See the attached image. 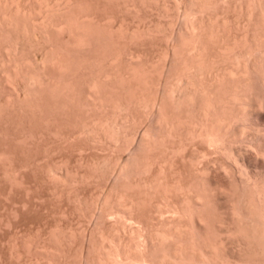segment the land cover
Returning a JSON list of instances; mask_svg holds the SVG:
<instances>
[{
	"label": "rangeland",
	"instance_id": "rangeland-1",
	"mask_svg": "<svg viewBox=\"0 0 264 264\" xmlns=\"http://www.w3.org/2000/svg\"><path fill=\"white\" fill-rule=\"evenodd\" d=\"M254 1L0 0V264H185L196 253V263L205 264V238H167L169 244H162L154 235L168 209L159 196L167 186H157V193L153 179L161 166L165 178L155 179L158 185L175 176L165 166L171 161L187 186V155L195 148L191 142L183 158L169 157L160 125L168 111L165 78L187 10L191 24L208 16L212 29L230 35V41L209 38L222 46L251 31L248 20L262 7L256 0L261 7L255 10ZM210 43L205 41L207 54L220 49ZM217 50L210 56L217 57ZM261 78L253 79L260 90ZM148 134L160 143L157 148H146L145 139L142 145L141 135ZM216 207L225 209V200ZM213 239L225 241L232 260L263 262L264 244L257 239ZM181 243L196 253L186 246L190 254L184 256Z\"/></svg>",
	"mask_w": 264,
	"mask_h": 264
},
{
	"label": "bare ground",
	"instance_id": "bare-ground-1",
	"mask_svg": "<svg viewBox=\"0 0 264 264\" xmlns=\"http://www.w3.org/2000/svg\"><path fill=\"white\" fill-rule=\"evenodd\" d=\"M257 2L262 7L259 5L258 7L256 5ZM257 2L255 0L254 3L252 4L254 5L256 3L254 5L256 6L254 7L255 10H258L256 8L261 7V10L258 11L257 14L259 17V18L257 17L258 22L257 20H256L257 24L253 22L254 17L257 15L252 16L251 18L253 19L251 20L250 18L251 21L248 20V22L250 24L253 23L255 26L256 25L258 26L256 27L254 26L253 28V24H252L251 31L250 30H247L248 32L245 31L243 35L241 34L242 37L238 40H236L238 38L237 35H236L237 38L232 36L233 41L230 43L228 42L232 40V38L229 37L230 35L227 36L228 34L227 32H226L227 34L226 33L222 34L219 33L221 31L218 32L219 29L217 28L216 30L212 29L213 25L208 23V21H212V20L210 19V17L209 19H207L208 16L205 19L200 18V17L204 18L203 16H197V18L196 16H194L196 18L195 19L196 21H194V23L191 24L189 22V19H191L193 22L194 18H190V16H188L189 13L187 10L186 16L183 15V17L184 16L186 18L189 17V19L188 21L186 19L187 22L185 21L184 23L185 24L187 23L188 25L189 22L190 24L188 25V27H185L187 25L184 24L182 25L180 23L182 26H184L183 29H180L181 32H179L178 35V36L181 35L179 39L181 42L177 41L179 42L181 47L180 45H178V43H176L180 47V49H178V46L175 44L174 49L176 51L173 50L175 51V53H172V55L175 54L176 57L174 56V58L176 60H173V62L170 63L167 79L165 78L166 84L164 85L166 87H164L165 94L163 95V97L165 96L166 99L165 104L168 105L167 106L168 111L166 114H163L164 116L167 115L166 117L162 118L160 116L162 118V119L160 118L162 120L160 125H162V128L165 131V132L163 131V133H165L164 137H167L168 139V141H166L167 143L165 142L166 143L165 145H168L166 146V149L167 147H170L168 148V150L170 149L169 151L170 153L168 152V154H171L169 155V157L171 156L172 158V154L173 155L177 154L182 156L183 158L184 156L181 154V151L186 150L184 148H187L188 145L189 146L193 145L192 144L193 142L195 144V148L191 146V148L192 147L193 148L190 149L191 151H189V154L187 155V159L189 158V163H190V168L188 169V171L190 170L189 173L190 176L188 175L190 177L189 178L190 181L188 180L189 183L187 186H184V184H182L184 182V178L181 177L182 178L181 180L179 177L181 173H182L181 176H183L184 173L181 170L177 171L175 169L176 172L179 173L173 174L175 172L174 167L171 164H169L171 163V161L169 160L170 158L167 159V157L166 159L170 162H167L168 164H166L165 162L166 169L169 168L170 171H172L169 172L170 174L168 175L170 177L172 175L175 176H172L170 179L167 180L164 179L166 181L163 182L159 181L161 183L158 185L157 180H159V178L161 180L163 177L162 175H160V171L163 168V166L160 165L161 166L159 171L160 177L157 178L158 176L156 177V174L158 173H156L154 175V178L156 177L155 179L157 180L153 179V184L150 182H149L150 184L148 183L149 185L152 184V186L150 187H155L154 191L157 193L159 190L156 189H159L158 187L162 185V183L164 184V186H167L166 192L164 190L163 191L160 190L163 193L159 191L160 192L159 196H161L160 199L161 201H163L166 210L168 209L167 210L168 212L166 211L168 215L167 217H163L161 216L162 213L159 214L163 218L159 219L160 221H158L159 223L157 224L160 227L157 230V232L154 233V235L156 238L159 239V240L157 239L158 242L159 241L163 242L167 240V238L171 240L172 238H177L178 241H181L180 238H184V239L205 238L206 241L204 242L205 243L204 245H206L205 248L206 251L208 250L207 252L208 254L207 253L206 254L209 255L210 253V257L208 258V256L204 255L205 251L201 250L202 253L204 252L202 254V257L204 258L206 257L205 258L206 261H203L205 264L207 263L208 259L209 261L207 264H238V263L240 264L242 262L241 259H240L241 262L240 261L238 262L237 259L235 260V257L232 260L230 258L231 255H228V253H226V255H228L226 256L224 252L226 251V248H224L226 247L225 246L226 243L225 244L222 243L225 241L218 240L217 238H224V237L244 238V239L249 238L248 240L252 238L251 240H253V242L259 240L258 244L259 243L264 244V86L262 90H260L254 84V80H255L254 77L258 78L260 76L262 77L261 79H264V0L263 1L258 0ZM252 13L255 14L257 13V11ZM248 14H250V16L253 15L251 13ZM250 16L248 15V17ZM197 19L198 20L201 19L203 21H198ZM216 20L218 22L220 21V19L217 18ZM204 21L208 25L206 23L204 24L203 23ZM196 22L199 23L202 22L204 26H202V24L199 25V23H197V25L200 27L199 28L196 26ZM208 27L210 28V30L208 29ZM206 28L208 29L209 32L212 31V33L206 32L207 31ZM215 33L217 35L220 34L221 36L214 35ZM213 36H215V39L217 40L219 37L218 42L221 41V37L222 38L227 37L229 39L228 42L226 41V44H224L223 42L224 40H222L223 42V43L221 42L223 44L222 46H220L221 44H217V40L215 41L211 40L212 43L216 42V44L220 47V49H218L219 52L217 49L214 48L215 47L214 45L216 44L210 43L209 38L214 39ZM207 38L209 42L207 41ZM227 38L225 39L228 40ZM205 41L206 44L210 43V45L212 44L214 46V47L207 46L210 48L213 47V51L215 50L214 52L210 50L212 52L209 51L210 53L207 54ZM217 45L216 48H219ZM216 50L218 52L217 57L210 56V55L214 56ZM263 85H264V81H263ZM146 104L147 105L149 104L148 106L152 107L153 103L151 102L148 103L147 101ZM146 104L143 105L147 107ZM149 107H147L148 110L151 109V108L149 109ZM120 123L118 124L113 123V126L115 127L114 124H117L116 126L118 127V125L120 126ZM118 128L117 130L121 129ZM111 130L113 132V129ZM121 130L124 129L122 128ZM120 131H118V133ZM119 134L120 135L116 134V137L121 136V132ZM144 134H147V132ZM149 134L151 133L149 132ZM151 136L145 137V135L144 136L141 135L142 137L141 142L142 141L144 142L146 140L145 141L146 148L148 146L152 149L154 146L155 148H157L158 147L157 145H159L160 143L156 144L157 142L155 137L153 138V136L152 137ZM186 142H190V143L188 144ZM142 143L139 142V144ZM196 144L197 145L199 144V146L197 147ZM142 145L145 146L144 143ZM213 154L216 155L214 156ZM135 164H133V166ZM145 165L147 166L148 164H144V166ZM163 173L165 174V171ZM186 178L188 179V177ZM173 192L175 194H173ZM173 195L178 197L174 201L169 199V197L171 196L172 198ZM222 198L225 200V209H220V207L217 208L218 206L216 207V201ZM120 199L121 198H119V200ZM118 208L120 207L118 206ZM130 234L134 235L132 233ZM160 238H165V239H160ZM213 238H216L217 240ZM167 241L169 242V240ZM167 241L166 243L169 244ZM187 241L189 240L186 239V242ZM172 242H174V240ZM191 242L193 241H189V243ZM201 242L202 240L199 243ZM161 243H159V246H161L162 244H166L164 242L162 244ZM186 244L185 243L183 244L185 245L184 248L185 250H183V247L181 245V250H183L184 256L190 254L187 250L189 247ZM240 246L243 245L240 244ZM166 247L168 249V245ZM191 247H193V245L190 246L189 250L191 249ZM192 249L190 250V252L192 251ZM202 249L204 248L202 247ZM171 251L173 252V249ZM166 252H170V250ZM193 253H196V251H194ZM174 254H176V257L177 255H179L175 252ZM196 254L194 255L196 256ZM180 255H182V253ZM194 255L190 254L186 258H190V261L193 262L196 259ZM167 256L170 255L168 254ZM183 257L181 259L182 261H183ZM193 257H195V259ZM250 257L251 256L249 255L248 261ZM191 258H193L194 260ZM190 261L189 262L185 261L186 262L185 264H189ZM196 261L197 260H195L193 264H195ZM244 261L246 262V260ZM241 264H243V262ZM249 264H261V263L259 260L255 261L250 258ZM262 264H264V259Z\"/></svg>",
	"mask_w": 264,
	"mask_h": 264
}]
</instances>
